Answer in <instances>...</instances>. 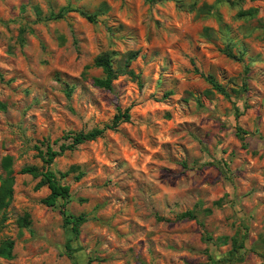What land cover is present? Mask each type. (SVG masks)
<instances>
[{"label":"rangeland","instance_id":"rangeland-1","mask_svg":"<svg viewBox=\"0 0 264 264\" xmlns=\"http://www.w3.org/2000/svg\"><path fill=\"white\" fill-rule=\"evenodd\" d=\"M107 51L115 68L136 52L111 89L94 84ZM128 107L49 166L67 213L87 218L76 238L64 200L46 206L49 188L21 170L43 167L35 145L59 149ZM10 170L0 264H229L235 241L234 264H264V0H0V192Z\"/></svg>","mask_w":264,"mask_h":264},{"label":"trees","instance_id":"trees-1","mask_svg":"<svg viewBox=\"0 0 264 264\" xmlns=\"http://www.w3.org/2000/svg\"><path fill=\"white\" fill-rule=\"evenodd\" d=\"M149 2H155L156 0H148ZM230 1V0H229ZM231 3H234L231 1ZM203 9L211 10L214 8V5L204 4ZM70 7L65 8L57 17H62L66 11H71ZM81 14L88 19L90 22H96L97 14L89 13L84 10H79ZM259 12L258 8H249L247 10H240L238 12V16L240 18H255L257 17ZM55 17L54 15L52 16ZM116 53L114 51H107L99 54L95 58V63L97 66L101 67L103 70L102 77H95L94 84L98 87H103L107 89H111L113 86L114 80L117 79L119 71H123L125 74L135 75L134 71L129 68L130 62L133 58L136 57V52H128V58L125 63L119 68H115L113 64L114 55ZM206 80L210 83L212 88L218 92L224 93L228 95V92L225 90L222 84L217 82L215 77L211 74L205 76ZM2 106V105H1ZM131 109L128 107L124 110L121 108L118 109V112L115 114L112 123L106 124L104 127H95L89 131H80V132H68L64 134L62 138L65 140L70 139V143L63 142L59 149L55 148L50 140H44L42 145H35L34 149L37 151V157L40 158L43 162V167L40 168L38 166H26L22 168L21 173L31 174L34 177H40V181L37 184V188L47 186L50 190V193L42 200V202L46 206H55L56 203L62 199L64 203L62 204V214L64 216V225L71 226L74 236L76 238L79 237L81 226L87 221L85 215L72 216L67 213L65 208L66 202L71 195L70 186L67 184H63L60 178L57 176L56 172H54L49 166L55 161V159L64 154L67 150H74L79 145L86 143L88 141L96 140L97 138L104 135V133L108 129H114L118 127L121 123L129 122L131 120ZM239 135L243 139L241 134L242 129L239 128ZM59 139H56L54 143H57ZM65 175V174H64ZM13 184H14V176L12 175V171H9V177L3 181L1 192H0V211L7 207L12 196H13ZM181 218H195V215L191 211L184 212L180 215ZM13 248L14 241L6 240L0 246V256L5 258L13 257ZM66 248L69 251L70 257L72 255V245L71 242L66 243ZM245 249L244 241L238 242L235 241L233 248L230 250L229 255L227 257V261L229 264L236 263L244 254L243 250ZM264 257V255H263ZM75 264H79L75 262ZM217 264V263H212Z\"/></svg>","mask_w":264,"mask_h":264}]
</instances>
